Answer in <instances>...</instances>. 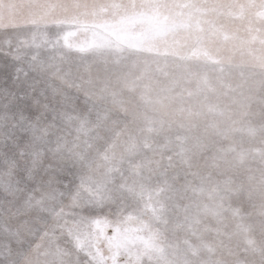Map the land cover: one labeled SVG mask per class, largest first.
<instances>
[{
	"label": "rangeland",
	"instance_id": "rangeland-1",
	"mask_svg": "<svg viewBox=\"0 0 264 264\" xmlns=\"http://www.w3.org/2000/svg\"><path fill=\"white\" fill-rule=\"evenodd\" d=\"M0 264H264V0H0Z\"/></svg>",
	"mask_w": 264,
	"mask_h": 264
}]
</instances>
